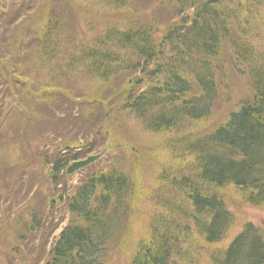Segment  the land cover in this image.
<instances>
[{
  "label": "trees",
  "instance_id": "trees-1",
  "mask_svg": "<svg viewBox=\"0 0 264 264\" xmlns=\"http://www.w3.org/2000/svg\"><path fill=\"white\" fill-rule=\"evenodd\" d=\"M129 3L92 0L105 22L100 29L89 24L97 30L90 41L68 36L52 14L32 51L54 87L66 77L101 84L133 77L119 101L123 112L149 133L174 134L172 168L160 178L164 212L152 218L130 264H264V228L247 222L233 235L238 225L230 211L234 199L264 210V0H165L160 6H169L172 18L166 24ZM220 93L226 111L216 116ZM67 165L56 161L55 177ZM131 185L116 170L89 175L64 201L69 225L43 248L40 264H105L132 208ZM12 257L32 264L19 251Z\"/></svg>",
  "mask_w": 264,
  "mask_h": 264
},
{
  "label": "rangeland",
  "instance_id": "rangeland-1",
  "mask_svg": "<svg viewBox=\"0 0 264 264\" xmlns=\"http://www.w3.org/2000/svg\"><path fill=\"white\" fill-rule=\"evenodd\" d=\"M164 1L129 0V4L131 10L166 24L172 18H168L170 7L160 6ZM91 2L0 0V46L8 47L0 52V264H18L13 261L14 250L27 263L37 258L40 264L43 248L49 249L69 225L64 201L89 175L116 170L127 174L132 184V208L123 219L122 233L108 247L105 264H130L152 218L164 212L160 178L172 168L175 137L149 133L132 114L123 112L119 101L133 77L123 75L107 84L66 77L63 85L54 87L49 71L32 51L41 26L52 14L63 20L68 36L90 41L97 30L90 32L89 24L100 29L99 23L105 22L102 10ZM22 43L26 49L16 51L14 45ZM242 93L237 91L234 97L239 99ZM224 98L220 93L213 115L225 113ZM103 151L99 161L81 172L71 176L63 172L61 177L52 172L58 160L70 165ZM53 180L61 185L56 187ZM231 205L238 225L233 235L247 222L264 228V210L241 205L239 199L231 200ZM33 218L40 226H32ZM123 239L126 244H121ZM8 246L10 253L3 254Z\"/></svg>",
  "mask_w": 264,
  "mask_h": 264
},
{
  "label": "water",
  "instance_id": "water-1",
  "mask_svg": "<svg viewBox=\"0 0 264 264\" xmlns=\"http://www.w3.org/2000/svg\"><path fill=\"white\" fill-rule=\"evenodd\" d=\"M105 154V151H103L101 154L97 155V156H91L89 158H87L85 161H80V162H76L73 163L67 170L68 174H73L74 172H77L79 170H82L84 168H86L87 166L95 163L96 161H98L101 157H103Z\"/></svg>",
  "mask_w": 264,
  "mask_h": 264
}]
</instances>
